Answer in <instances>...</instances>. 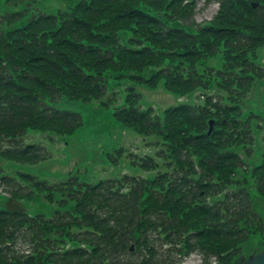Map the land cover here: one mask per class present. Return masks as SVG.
Instances as JSON below:
<instances>
[{"label": "trees", "instance_id": "1", "mask_svg": "<svg viewBox=\"0 0 264 264\" xmlns=\"http://www.w3.org/2000/svg\"><path fill=\"white\" fill-rule=\"evenodd\" d=\"M204 1L218 10L202 24L192 22L197 0H75L68 10L32 14L21 27L0 31V163L43 159L41 147L23 145L27 131L73 134L82 117L59 110L56 101L101 100L107 74L119 80L149 71L138 79L150 88L162 83L177 97L211 87L226 94L202 95V105L171 106L151 117L130 89L113 115L165 146L169 171L151 180L50 185L0 164V185L10 197H41L64 208L48 217L14 214L2 196L0 264H178L194 251L206 264L212 256L232 264L251 235L256 250L264 248V158L248 167L238 155L249 154L253 141L240 105L264 77L256 63L264 0ZM122 34L136 47L121 45ZM218 52L220 70L197 71ZM139 166L158 167L150 157Z\"/></svg>", "mask_w": 264, "mask_h": 264}, {"label": "rangeland", "instance_id": "2", "mask_svg": "<svg viewBox=\"0 0 264 264\" xmlns=\"http://www.w3.org/2000/svg\"><path fill=\"white\" fill-rule=\"evenodd\" d=\"M75 0H18L15 3L0 0V31L21 27L32 14H56L72 7ZM217 5H205L204 0H197L196 11L192 22L200 24L212 18ZM121 45L136 47L128 41V36L119 39ZM256 63L264 67V46L259 49ZM221 54L201 61L197 71L209 68L214 71L221 69ZM149 71L131 73L132 78L113 79L107 74L105 96L98 101L81 103L59 98L55 105L59 110L77 113L82 117V125L70 136L60 137L52 133H41L28 130L23 137V145H37L43 149L44 159L34 164H18L4 161V167H10L13 172L30 174L49 184H58L68 179L77 184L93 185L102 180H119L123 176L151 180L158 174L168 171L165 164V146L155 136H143L122 126L114 117V109L124 105V98L130 89L139 95L138 109H151V117L161 116L163 111L171 106L186 104L202 105L201 95H217L225 98L226 94L216 87L208 90L198 88L193 93L177 97L167 92L162 83L156 88H150L139 80L147 78ZM264 77L255 80L250 91L241 102V120H248L252 134L250 153L243 149L238 151L240 158L248 167L259 164L264 155ZM114 95L115 100L102 105ZM226 103V100H224ZM150 157L158 165L154 170L146 171L139 164L142 159ZM16 175V174H15ZM0 192L10 196L9 189L0 185ZM0 193V201L2 194ZM259 202V201H257ZM29 215L43 214L48 217L52 211L64 210L58 204H50L41 197L32 201H23ZM259 211H261L259 209ZM254 238V240H252ZM241 244L242 255H250L256 248L257 236ZM260 251L256 250L254 253ZM253 253V254H254ZM200 261L202 259L200 258ZM180 264H194L184 260Z\"/></svg>", "mask_w": 264, "mask_h": 264}, {"label": "water", "instance_id": "3", "mask_svg": "<svg viewBox=\"0 0 264 264\" xmlns=\"http://www.w3.org/2000/svg\"><path fill=\"white\" fill-rule=\"evenodd\" d=\"M252 6L254 7V5ZM210 130L211 123L208 134L210 133ZM5 209L13 213H26V208L24 207V205L14 199H9L5 203ZM233 264H264V249L257 254L249 256L246 260H244L243 258H239Z\"/></svg>", "mask_w": 264, "mask_h": 264}]
</instances>
